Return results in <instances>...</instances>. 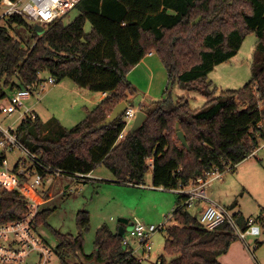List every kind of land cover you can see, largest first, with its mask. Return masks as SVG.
<instances>
[{
	"label": "trees",
	"instance_id": "1",
	"mask_svg": "<svg viewBox=\"0 0 264 264\" xmlns=\"http://www.w3.org/2000/svg\"><path fill=\"white\" fill-rule=\"evenodd\" d=\"M74 10L78 14L71 22L64 24L61 18L43 26L42 34L32 32L28 44L9 33L11 26H26L21 16L11 17L7 27L0 28L1 99L6 96L1 86L10 91L35 86L44 81V73L57 82L69 78L89 91L106 93L69 129L47 132L35 113L34 119L16 126L19 143L45 165L82 174L104 167L116 182L133 186L143 185L151 172L153 187L170 189L206 179L213 170H231L257 149L264 139L259 110V103L264 104V0H79ZM249 33L258 38L250 80L216 95L208 74L234 57ZM150 52L163 65L168 84L176 81L182 90L207 101L197 110L190 109L184 97L175 104L169 98L157 101L144 111L142 125L117 141L123 116L100 129L97 125L135 93L126 75ZM178 131L188 149L178 141ZM5 162L6 151H0V167ZM179 204L177 197L174 224L167 228L164 244L166 255L174 258L167 263L161 257L159 264H220L218 258L237 240L230 228L222 224L205 229ZM26 212L27 204L16 189L0 191V224L18 221ZM49 214L39 211L35 227ZM233 215L244 229L247 219L240 212ZM256 220L264 222L261 215ZM89 221L88 212L81 210L76 236L56 234L59 243L53 251L59 258L81 257L76 264H142L123 249L120 234L107 225L96 230L92 252L83 253Z\"/></svg>",
	"mask_w": 264,
	"mask_h": 264
},
{
	"label": "rangeland",
	"instance_id": "2",
	"mask_svg": "<svg viewBox=\"0 0 264 264\" xmlns=\"http://www.w3.org/2000/svg\"><path fill=\"white\" fill-rule=\"evenodd\" d=\"M77 14L76 10H72L62 18V22L68 24ZM25 21L26 26H11L9 33L14 39H21L27 43L32 32L37 35L42 32L36 28L39 24L28 19ZM5 26L7 27L6 24ZM89 28V23H86V31H89ZM257 40L256 33L247 34L237 54L229 61L216 66L208 74V80L212 82L213 87L217 88L216 95L221 91L237 90L250 80ZM24 45L22 44L23 48ZM153 60H159L157 55ZM159 64L157 69L139 66L127 73L126 79L135 90V93L128 97L127 104L136 112H144L153 108L157 101L169 98V101L175 104L179 98L184 97L190 109L202 108L207 99L196 92L182 90L176 81L168 84L167 73L161 62ZM41 76L45 81L50 77L46 73ZM54 81V85L46 83L43 92L34 95L24 104V108H34L33 111L38 114L44 128L52 134L58 128L69 129L82 121L86 117V109H92L101 101L100 93L86 90L69 78L60 82L55 79ZM1 90L6 96L12 92L3 86ZM5 103L4 98H0V105ZM16 119L17 114L0 115V127L2 129L16 128L19 124L15 121ZM130 127L131 125L126 128V131H129ZM21 157L24 156L18 148L6 151L9 167L14 166ZM150 161L148 160L149 164ZM221 175L220 179L213 180L205 187L207 197L219 202L231 213L240 211L245 217L261 215L264 221V150L249 156L235 168ZM93 176L96 180L85 181V183L67 179H50L44 181L36 191L33 190L37 201L40 202L39 211L44 209L50 211L45 223L39 226L38 235L51 249L59 243L57 233L72 236L78 234L76 215L81 210L87 211L90 218L89 230L84 232L82 237L85 254L92 252L96 230L102 225H107L113 232L121 233L125 224L120 225V219L128 220L129 223L136 219L146 225L154 226L174 224L169 218L176 207L177 195L164 188L153 187L151 172L146 174L143 185L139 186L116 182L104 167H98ZM28 184L23 183L21 186L30 195L31 189ZM42 190H48V196L43 194ZM48 197L51 201L44 204ZM189 212L194 216L197 213L195 210ZM259 227L261 230L259 236L246 237V243L238 239L234 241L229 252L218 258L219 263L264 264V222L259 221ZM166 237L165 230L158 231L152 236V249L143 252L145 260L141 262L142 264H159L161 257H164L168 263L174 258L164 252ZM129 241L131 242L132 239L129 238ZM35 260L36 255H31L27 262L32 264ZM54 262L76 264L82 262V258L70 255L61 259L56 255Z\"/></svg>",
	"mask_w": 264,
	"mask_h": 264
},
{
	"label": "built area",
	"instance_id": "3",
	"mask_svg": "<svg viewBox=\"0 0 264 264\" xmlns=\"http://www.w3.org/2000/svg\"><path fill=\"white\" fill-rule=\"evenodd\" d=\"M78 1L1 0L0 28L5 27L6 22L16 15L33 21L42 27L55 23L74 10ZM46 83L54 85V78L49 77L47 81L39 82L35 86L28 85L12 91L9 96L4 97L6 103L0 105V115L17 114L15 121L19 123L27 121V119H34L33 109L24 108V104L34 95L43 92ZM104 95L106 96V93ZM259 110L263 112L261 125L264 128V104L262 102L259 103ZM136 113L135 109L127 104L123 114L124 128L117 141L124 139L127 132L126 128L131 125ZM14 131L15 128L12 129V127L8 129L0 127L2 134L0 151H11L18 148L26 158H19L12 167L8 166L7 161L0 167V191L16 189L27 204V212L18 221L0 224V264H28L27 260L31 255H36V260L32 264H56L54 262L56 254L38 235L39 228L35 227L40 202L37 201V196H35L33 190L36 191L44 181L50 179H67L80 183L96 179L92 173H71L61 168L45 165L37 156L19 143ZM260 150H264V139L252 155ZM149 165L152 167V161ZM221 177L222 175L218 170H213L207 174L206 179L199 178L189 184H179L175 188L165 190L176 194L180 198V208L197 211L195 218L205 229L214 230L218 226L226 224L236 239L246 243V237H257L261 233L256 218H248L245 228L241 229L233 215L234 213H231L222 205L210 201L206 195L205 187L210 185L213 180ZM23 183H29L30 195L23 190L21 186ZM41 192L45 193L43 190ZM169 219H172V216ZM168 227L166 224L146 225L134 219L129 223V228L125 230L121 237V245L123 249H128L130 238L137 241L143 252L150 251L152 249V236L158 231H166ZM131 254L133 255L132 251Z\"/></svg>",
	"mask_w": 264,
	"mask_h": 264
},
{
	"label": "water",
	"instance_id": "4",
	"mask_svg": "<svg viewBox=\"0 0 264 264\" xmlns=\"http://www.w3.org/2000/svg\"><path fill=\"white\" fill-rule=\"evenodd\" d=\"M36 28L40 32L43 31V28L40 26H37ZM126 107H127V103L125 101L118 103L116 106H114V108L112 109L110 114L104 119V121L97 125V128L100 129L102 127L108 126L115 119H117L120 116H123L126 110ZM146 118H147V115L144 112H141V111L137 112L131 124L129 133L133 134L142 125V123L146 120ZM176 126H178V124ZM176 136H177L178 141L181 143V145L184 146L186 149H188V144L186 142L183 132L178 131L176 133ZM120 223L128 226V221L125 219H120ZM128 228L129 227L123 228V231L119 233L121 237L123 236L125 230H127ZM83 264H97V263L95 261H89V262L83 261Z\"/></svg>",
	"mask_w": 264,
	"mask_h": 264
},
{
	"label": "crops",
	"instance_id": "5",
	"mask_svg": "<svg viewBox=\"0 0 264 264\" xmlns=\"http://www.w3.org/2000/svg\"><path fill=\"white\" fill-rule=\"evenodd\" d=\"M156 56V54L154 53V52H150V53H148L141 61H140V63H138L135 67H139V66H142V68H147V67H154L155 69H157V67H158V65H160L159 63L160 62H156V61H160V60H153V58ZM134 69V68H133ZM132 69V70H133ZM86 90H88L87 88H85ZM101 94V99L103 98V93H100ZM32 109H34V108H32ZM37 116H38V114L36 113V112H34ZM39 117V116H38ZM260 151H262V150H260ZM260 151H258V152H260ZM257 152V153H258ZM257 153H255V154H257ZM254 154V155H255ZM254 155H252V156H254ZM96 171V170H95ZM95 171H93L92 172V175L95 173ZM45 193H43V194H46V196H48V190H45L44 191ZM42 194V195H43ZM210 201H212V202H215V203H218V204H220L219 202H217V201H215L214 199H209ZM49 201H51V199H50V197H48L47 198V200L46 201H44V204H46V203H48ZM238 212H240V211H238ZM241 213V212H240ZM242 214V213H241ZM243 215V214H242ZM243 217L244 218H246V219H248V218H251V216H244L243 215ZM253 218H257V216H253ZM128 221V220H127ZM258 222V224H259V220L257 221ZM127 225H125V227H126ZM128 227H129V221H128ZM230 248H231V246H230ZM230 248H229V250H230ZM128 249L130 250V251H132V253H133V256L136 258V259H138L140 262H142L143 260H145V254L143 253V250L142 249H140L139 248V246H138V243H137V241H135V240H132L131 242H129V246H128ZM229 250H228V252H229ZM151 251V250H150ZM227 252V253H228ZM226 253V254H227ZM138 255V257H136ZM223 256V255H222Z\"/></svg>",
	"mask_w": 264,
	"mask_h": 264
}]
</instances>
